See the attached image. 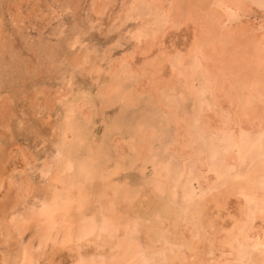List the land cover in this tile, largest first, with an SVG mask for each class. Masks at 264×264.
Listing matches in <instances>:
<instances>
[{"label": "rangeland", "instance_id": "374dc122", "mask_svg": "<svg viewBox=\"0 0 264 264\" xmlns=\"http://www.w3.org/2000/svg\"><path fill=\"white\" fill-rule=\"evenodd\" d=\"M131 1L132 0H0V170H2L0 171V264H84V261L86 264H100L102 263L100 261H103L104 264H133L134 262L129 260L127 254L125 257L121 254L122 246L120 243L123 238H125V233L128 232V229L124 230L121 227L119 228L116 239H114V246L116 247L111 245V247L108 248L111 250L112 253L110 252V254H112V256L110 254H106V257L103 255L101 258H98L96 254V256L94 255L95 257L90 256L93 254L95 247L93 248V243H89V253L77 256L74 260V256L77 254L75 253L76 247L72 249V246H76L77 239L73 237V241L69 243H65L63 239L67 221L75 222V219H77V216L81 213H76V210H79L78 199L85 198L86 201L88 200L86 206H84L85 210L83 209V213L86 211L88 215L86 213L83 215H86L84 216L86 218H96L99 224L104 218H108L115 224H120V222L122 224L123 222L124 226L125 223L127 224L129 221H144L143 224L148 225L156 217L155 209L151 206L144 208L141 213L143 215L141 218L135 217L133 210L141 206L142 201L149 195V193L147 195L145 194L151 191L152 188L148 179L155 174L157 166H169L172 170L174 168L175 172L171 171L172 175L170 178L165 177V185L162 191L163 193L165 192L166 195H164L166 198L175 193V197L177 198L175 199L177 202L176 204L183 205V200H186L185 198L189 191L190 193L192 191V198L195 202L207 192L204 187H202V177L204 174L194 167L193 162L197 156L195 154H197L198 151L204 153L210 165L214 167L218 166L220 161L222 162L229 150V144L225 136L219 135L214 137L213 134L206 135L201 130L202 126L204 127V115L207 114L206 112L209 109L207 107L212 108L210 100L211 95L204 85L202 76L198 72L196 73V71L190 73L191 61L189 59L187 60L188 62L186 60L183 61V66L185 67L183 71L185 72L180 78L181 88H178L179 91L177 89L178 92H171L172 94L166 92L164 95V98L166 97L165 101L167 100L166 102L173 106L174 111L177 108L179 109L175 111V114L167 115L166 119L165 117L164 119L162 118L163 113L161 109H154L149 105L150 95L147 92H143L141 95L140 93L136 94L133 91L134 89L132 90L134 85L138 86V83H136L137 80L135 78L133 79L132 76L129 78L130 80L131 78L133 79L132 83L129 79H126L122 83L120 82L121 84L119 86L123 87L124 91H121L122 88L119 86L118 90L120 91L116 90L117 88L115 89L114 87L110 88V86L109 88H105L110 79L109 71L121 61L129 59L128 61H132L134 67L138 68L142 67V63H144L147 56L149 57L150 55V57H152V53L157 59L155 60L159 61L165 59V56L168 55L173 57L176 54H173V51H177L178 54H180L177 55V59L179 57L182 59V57H184V52L187 51L188 46L194 39V25H191L190 21H185L186 18L178 20V22H180L179 24L178 22L172 23L167 21L164 14L166 9L171 7L172 0H162L161 6L164 7H162L161 10L154 7L149 0ZM177 1L183 8V13L186 14L188 6L187 1L176 0V2ZM209 1L212 8L214 0ZM129 2L131 4H129ZM251 2L253 6L251 5L252 8H250V13H248L250 15L246 14L242 17V15L239 14L241 12H235L230 9H225L224 7L221 9V12H228L227 14L224 13L225 15L231 14L229 15L231 18L229 23L234 22L235 25L244 23L251 27L257 25L256 30L258 31H256V33L259 34L264 32V4L262 5L259 0H252ZM164 4H166V6ZM151 7H153V9ZM165 7L167 8L165 9ZM125 9L128 10L129 13L131 12L132 15ZM213 9L215 8L213 7ZM160 19L162 21H160ZM163 21H165V23H163ZM157 36H161L162 44L154 46L155 48L150 54H140L139 50L142 45ZM139 44L142 45L140 46ZM84 56L88 59L82 64L81 60ZM76 62H78V64ZM174 62L176 63L177 61ZM91 64L92 66H90ZM97 67H100V71L98 70V72L96 70ZM125 68L127 69L128 66H125ZM198 75L201 77H198ZM194 77L195 79H193ZM196 78H198V83L200 84L195 83L197 81ZM100 83H102L101 86ZM193 83L195 84L193 85ZM70 90L72 92H69ZM97 91L98 93H95ZM117 92H119V95H114L117 94ZM126 92L132 97L134 96L133 98H135L134 100H136L135 103L137 105L135 104L132 106L124 100V94L126 95ZM66 93L67 95L69 94L67 98L63 96V94ZM89 96L94 97L91 99ZM76 97L77 99L82 98L81 101L77 100ZM84 97L85 99H83ZM61 100L63 102H61ZM66 100H68V104ZM64 103L66 105H64ZM74 103L79 105L83 111L81 110L78 115L74 113L73 115H75V117H70L68 121L69 128H64L63 130L64 119H66V116L70 113L68 109L71 105H75ZM138 105H140V109ZM62 106L64 107L62 108ZM64 108L67 110H64ZM159 111H161V114ZM212 112H216L215 114L219 115L222 113L219 108H215ZM62 113H65V115ZM155 114L156 120H152ZM157 114L159 116L158 118ZM83 117L85 120L82 119ZM143 117L144 120L148 121L147 124H153L154 130L158 131V133L154 135L155 137H151V141L153 142H149L152 145L150 149L147 142H140V138L134 132L135 128H138L139 125L143 123ZM78 118L81 120H77ZM112 118H115L114 120L117 121L115 122ZM167 119L169 121L172 119L173 122L178 119L179 121H186L188 123L187 131L194 136L189 145L192 146L189 149L186 147L188 151L192 150L193 155L190 154L187 156L188 162L185 161L186 163L184 164L178 155L172 151L175 142L173 137H175L176 131L173 123H167ZM161 122H163V124ZM89 123L92 126L88 125ZM75 125L78 127L75 128ZM110 128L113 129L110 130ZM71 129L74 130L75 133L83 131V135H81L84 138L81 136L80 142L84 145L73 138V133L70 132ZM171 130L173 132H171ZM65 132L68 135H66V137L63 136ZM158 134L160 135L158 136ZM250 134L246 137L248 140L250 139L249 141L251 143L256 146L263 145L264 147L263 135L258 134L256 131H252ZM195 138H197V140ZM66 140L68 141L66 142ZM82 140L84 142H82ZM148 140L150 141V139ZM62 142L72 146L71 153H60L61 146L63 145ZM74 142L76 145H74ZM100 144L102 146H100ZM223 144H225V146ZM192 147L194 149H192ZM96 153L99 157L103 156L100 159L102 161H99L101 170H99L101 172L99 174H101V178H98L100 175L95 176V178L94 176L87 175L88 179L86 176L82 177L79 162H81V160H91ZM57 155L59 157H57ZM60 155L64 156L62 157ZM150 156L152 158L154 157V159L151 160ZM104 158L107 160L105 163L103 162ZM151 161L153 163H151ZM251 161L252 160L249 159L243 161L242 159L238 160L237 163L229 169L231 172H228V174H235L237 171L238 174H235L236 177L237 175L238 178L244 176L251 168ZM66 163H71L72 167L74 166L71 174H75V179L72 181L74 185H78L76 188H79L75 196H73L72 202L68 204L69 206L66 203H56L58 211L55 210L53 215H46V218L42 207L46 202V188L52 183L51 179L55 178L54 176L57 174L55 167L58 164L64 165ZM3 169H5V171ZM47 169L49 171H46ZM109 172L112 173V176ZM113 172H115L114 174L118 175V177H115ZM178 172L181 174L184 172L185 175L187 173L188 176L186 175V178L185 176L179 177L178 179ZM64 174L63 172V175ZM228 174L226 173V175ZM96 179L98 181H96ZM172 180H179V182L172 184ZM220 181L222 180L220 179ZM120 183L122 185L124 184V188ZM101 184H104V186ZM174 185L176 187L185 185L186 189L181 188L180 191V189L176 188L173 190L172 186ZM191 187L194 188L192 189ZM101 188L104 191H101ZM18 198H20V201H18ZM139 199L141 200L139 201ZM110 200L112 203L109 202ZM117 200L119 201L117 202ZM233 201L234 199L230 202L231 207ZM136 202L139 203L137 204ZM114 203L118 205V207L116 205L117 208ZM131 205L134 209L130 208ZM250 205L253 206L254 203L251 202ZM147 208L150 209L147 210ZM108 212L109 214H106ZM58 215L60 217H58ZM125 218L130 219L126 220ZM5 221L9 224V232L6 230ZM52 221L53 225L49 224L48 226V223ZM73 227L75 226L73 225ZM136 234L134 239L142 244L143 241H140L141 238H139L141 235L140 231L138 230ZM48 236L49 239L47 240ZM175 244L176 243L172 242V239H170L167 244L163 245L165 248L164 253L169 254L170 250H175L173 246ZM90 247H92V251ZM103 248L106 249V246ZM99 250H102V248ZM112 250H114V252ZM183 251H181V253H183ZM229 256L231 255L227 254V257ZM249 256L250 251L247 248L240 253V257L248 258ZM116 258L120 262H117L118 260ZM158 259L159 257L155 259L157 262L154 261L153 264H159Z\"/></svg>", "mask_w": 264, "mask_h": 264}, {"label": "bare ground", "instance_id": "6f19581e", "mask_svg": "<svg viewBox=\"0 0 264 264\" xmlns=\"http://www.w3.org/2000/svg\"><path fill=\"white\" fill-rule=\"evenodd\" d=\"M133 1L134 0H132L131 2H133ZM149 1L154 5V7L158 8L159 10H161L162 7H164V6H161L162 0H149ZM186 1H187V5H188L186 14L183 13V8L181 7L180 4H178V1L176 2V0H172V3L170 1L171 7L170 8L168 7V9H166L167 7H165L166 11L164 14L167 21H169V22L176 23V22H178V20L186 18L185 21H190L191 25L192 24L194 25L193 26L194 30H195L194 39L192 40V43L188 46L187 51L184 52V57H182V59H181V57H179L180 59L179 58L177 59V55H180V54H178L177 51L176 52L173 51V54L176 53L173 57H170V55H168V56L164 55L166 57L165 59H161L159 61H156L157 59L155 58V55L153 56V53H152V57H150V55H149V57L147 56L146 59L144 60V63H142V67H138V68L134 67V63L132 61H128L129 59H125V60L121 61L118 65H115L114 67H112V69L109 71L110 75L109 74L108 75H109L110 79H109V82L107 83V86L105 88H109V86H110V88L114 87L115 89L117 88L116 90H118V88L121 87L119 85L122 82H124L126 79H129L132 76L133 79L135 78L137 80L136 83H138V86L134 85L132 87V90L134 89L133 91L136 94L137 93L141 94L143 92L144 93L147 92L150 95L149 102H148L149 105L152 106L154 109L155 108L161 109L162 113H163L162 118L164 119V117H165V119H166L167 115L175 114V111L178 108L174 111L173 106H171L170 103L166 102L167 100L165 101L166 97L164 98V95L166 92H170V94L175 93L177 91V89L180 87V81H181L180 78L182 75H184V72H185V71H183V69L185 68L183 66V61L184 60L187 61L189 59L191 61V67L189 70L190 73H192V71H194V72L196 71V73L198 72L202 76V78L204 79V85H205L207 91L211 95L210 100H211L212 108L207 107L210 110L208 109L206 112L207 114L204 115V117H205V120H203L204 127L201 125L202 126L201 130L206 135L207 134H213L214 137L219 136V135L225 136L227 141H228V144H229V150L226 153V156L223 158L222 162L220 161V164L218 166H214V167H213V165H210V163L208 162V158H206L204 153H201L200 151H198V153L196 152L197 154H195V155H197V156L193 162L194 167H196L200 172H202V174H204L202 177L203 178V182H202L203 186L202 187H204V189L207 192H206V194L202 195V197H200V199H198V201L195 202V200H193V198H192V191H191V193L189 191V193L187 194V196L185 198L186 200H183V205H177L176 204L177 202L175 199H177V198L175 197L176 196L175 193H173L172 196L169 195L170 197H168V195H167L168 198H166L165 192L163 193V191H162L163 186L165 185L164 184L165 177L170 178V176L172 175V172H175L174 168L172 170L169 166L165 167L163 164H162L163 166H161V165L157 166L155 174L152 175V177L150 179H148L152 188H151V191H149L145 194L147 195L149 193V195H147L146 198L143 197V198H145L144 200L141 197V199L143 201L141 203V206L136 207L137 209H134L132 207V205L130 206V208L134 209L133 211H134L135 217H139V218H141L143 216L141 213L143 212L144 208L151 206L155 209L156 217L148 225L143 224L144 221L143 222H140V221L139 222L138 221L130 222L129 221L127 224L125 223V226H124L123 222H122V224H121V222H120V224H115L112 220H109L108 218H104V217H103L104 218L103 221L99 224L97 222L98 220L96 221V218H86V217H84L86 215H83L86 213V211H85V213H83L84 212L83 209H84V206H86V203L88 200L86 201L85 198L78 199L79 210H76V213L77 212H81V213L79 216H77L78 218L75 219L76 221L75 222L73 221L74 224H73V222L66 220L67 221V227H65L64 239H63V241L65 243H69V242L73 241L72 240L73 237H75L77 239L76 240L77 241L76 246L74 245V247H73L71 245L72 249H74L76 247L75 248L76 252L75 251L74 252L77 255L74 256V260H75V258H77V256H81L84 253H87V254L89 253V250H88L89 243H93V248L95 247L93 254L90 253V254H92L90 256L95 257L97 255L98 258H101V257H103V255H105V257H106V254L107 255L110 254L111 250H109L108 248L111 247V245L114 246V244H115L114 239H116L117 234L119 232V228L121 227L124 230L128 229L127 230L128 232L125 233V238L122 237L123 240L120 243L122 246L121 254L123 257H125L127 254L129 256V260L134 262L133 264H153L155 259H157V257H159V259H158L159 264H264V147H263V145H257V146L254 145L253 143H251L249 141L250 139L248 140V138L246 137L252 131H254V132L256 131V132H258V134L264 136V32L259 33V34L256 33V31H258V30H256L257 25L255 27L254 26L251 27V26L244 24V23L241 25H235L234 22L229 23L231 21L230 20L231 18L229 17V15H231V14L225 15L224 13L227 14L228 12H224V13L221 12V9H223V7H224L225 9H230V10L235 11V12H241L239 14H241L242 17H244L243 15L250 13V10H251L250 8H252L251 7V5H252L251 1L252 0H214V2L212 4V8H211V4H210L209 0H186ZM211 1H213V0H211ZM259 1L262 5L264 4V0H259ZM129 4H131V3L129 2ZM148 5H147V7H148ZM164 5L166 6V4H164ZM101 7H102V5H101ZM130 7H131V5H130ZM213 7L215 9H213ZM151 8L153 9V7H151ZM129 9H131V8H129ZM126 11L128 12V10H126ZM156 14H157V12H156ZM131 15H132V13H131ZM152 15H154V14H152ZM248 15H250V14H248ZM157 16H155V17H157ZM236 16H237V13H236ZM155 17H153V18H155ZM162 18L165 19L164 17H162ZM160 21H162V20L160 19ZM148 23H149V21H148ZM163 23H165V21H163ZM179 23L180 22H178V24ZM187 23H189V22H187ZM228 23H229V25H228ZM241 23H242V21H241ZM166 27H167V25H166ZM158 28H159V26H158ZM141 29H142V27H141ZM262 30H263V28H262ZM160 44H162L161 36H157L154 39L152 38L151 41H147L143 45L141 44L142 49L140 48L139 53L142 55L150 54L152 52V50L155 48L154 46H159ZM78 58H79V56H78ZM87 59L88 58H85V56H84V58H82V60H81L82 64ZM174 61H177V62L175 63ZM76 63L78 64V62H76ZM140 63H141V61H140ZM70 65H72V64H70ZM72 66H74V65H72ZM82 66H84V65H82ZM90 66H92V64ZM125 66H128L129 69L128 68L126 69ZM99 68L100 67L96 68L97 72H98ZM96 75H97V73H96ZM185 76H186V74H185ZM201 76L198 75V77H201ZM132 78H131V80L129 79L131 83L133 82ZM193 79H195V77ZM191 80H192V78H191ZM196 80L197 81L196 82L194 81V82L198 83V78H196ZM195 83H193V85ZM101 84L102 83H100V86H101ZM198 84H200V83H198ZM105 85H106V83H105ZM125 87H126V85H125ZM121 88H122L121 91H124L123 87H121ZM125 89H127V88H125ZM118 91H120V90H118ZM178 91H179V89H178ZM69 92H72V91L70 90ZM95 93H98V91ZM118 93L119 92H117V94H114V95H119ZM179 93H181V92H179ZM122 94H123V92H122ZM68 95H67V93L63 94V96L66 98ZM75 95H76V93H75ZM63 96H62V98H63ZM82 96H85V95H82ZM94 96H96V95H94ZM124 96H125L124 100L128 104H130L132 106L136 104L135 103L136 100H134L135 98H133L134 96L132 97L127 92H126V95L124 94ZM89 97H91V96H89ZM93 97H91V99ZM113 98H112V100H113ZM76 99H77V97H76ZM81 99H77V100L81 101ZM83 99H85V97ZM77 100H75V101H77ZM67 101L68 100H66V102ZM61 102H63V101L61 100ZM77 102H79V101H77ZM67 104H68V102H67ZM189 104H191V103H189ZM64 105H66V104L64 103ZM116 105H117V103H116ZM112 106H113V101H112ZM139 106L140 105H138V108H139ZM63 107L64 106H62V108ZM68 107H67V109H68ZM88 107H90V106H88ZM88 107H87V109H88ZM105 108H106V106H105ZM215 108H217V109L219 108L221 110V112H222L221 115L215 114L216 112H212ZM67 109L64 108V110H67ZM103 109H104V107H103ZM68 110L70 113L66 116V119H64L65 121H64L63 127H62L63 130H64V128H69L68 121H69L70 117H72V118H73V116L75 117V115H73V114L77 113V115H78V113L82 109L80 108L79 105L75 104L73 106L71 105ZM85 110H86V108H85ZM159 112L161 114V111H159ZM211 112H212V114H211ZM62 114L65 115V113H62ZM130 114H131V112H130ZM78 117H80V116H78ZM153 117L154 118L152 120H156V114L153 115ZM158 117L159 116L157 114V118ZM79 119L80 118H78L77 120H79ZM82 119H84V117ZM90 119H91V117H90ZM84 120H82V121H84ZM170 120L171 121H169L167 119V123L168 122L173 123V125L175 126V131H176L175 137H173L175 139L174 140L175 142H174V148L172 151L178 155V157L181 159V161H183V164H184V163L188 162L187 156H189L190 154L193 155L192 150L191 151L189 150L190 151L189 152L188 149L192 146V145L191 146H189V145H190V142L192 141L191 139H193L194 136L191 133L189 134V132L187 131V124L188 123L186 121H179V119L178 120L174 119L177 121L173 122L172 119H170ZM189 121H190V119H189ZM147 122L148 121L144 120V117H143V123L141 125H139L138 128H135L134 132L140 138V142L141 141L147 142V145L150 149L152 145L149 142H153L151 140L153 137H155L154 135H156L158 133V131L154 130L153 124H151V123L147 124ZM90 123L88 125H91ZM121 123H122V120H121ZM161 123L163 124V122H161ZM117 126H119V125H117ZM76 127H78V126L75 125V128ZM81 127H84V126H81ZM197 128H198V126H197ZM72 129L70 130V132L73 133L72 134V136H74L73 138H75L76 141L80 142L81 141L80 137L83 135V133H82L83 131L78 133L77 132L78 130H77L76 131L77 133H75L74 130H72ZM112 129L113 128H110V130H112ZM119 130H122V129H119ZM171 132H173V131L171 130ZM114 133H117V132H114ZM194 133H195V131H194ZM200 133H201V131H200ZM131 134H132V132H131ZM66 135H67V133L65 132V134L63 136L66 137ZM159 135L160 134H158V136ZM122 136H125V135H122ZM148 139H150V141ZM195 139L197 140V138H195ZM251 139H252V137H251ZM199 140H201V139H199ZM67 141L68 140H66V142ZM113 141H115V140H113ZM82 142H84V141L82 140ZM62 143H63V145L61 146L60 153H62V154H67V152L71 153L72 146H69L68 144H66L64 142H62ZM74 143H72V144H74ZM77 144H79V143H77ZM81 144H83V143H81ZM74 145H76V143ZM223 145L225 146V144H223ZM100 146H102V145L100 144ZM186 147L188 149H186ZM192 149H194V148L192 147ZM123 151H124V149H123ZM163 151H164V149H163ZM168 151H170V150H168ZM146 153H148V152H146ZM121 154H122V152H121ZM60 156H62V155H60ZM125 156H127V155H125ZM160 156L162 157L161 153H160ZM57 157H59V156L57 155ZM101 157H103V156L99 157L98 154L96 153L94 158H92L91 160H87V161L81 160V162H79V167L82 171V173H81L82 175L81 174L80 175L82 177L86 176V178L88 176H92V177L94 176V178H95V176L100 175V177H98L100 179L101 174H99V173H101L100 172L101 170H100L99 161H102V160H100ZM132 157H133V155H132ZM134 157H135V155H134ZM172 157H173V155H172ZM105 158L103 161L104 163L107 161V160H105ZM69 159H70V156H69ZM76 159H77V157H76ZM150 159L152 160V159H154V157L153 158L151 157ZM150 159H149V161H150ZM240 159H242V161L245 159L252 160L251 161L252 162L251 168L249 169V171L244 176H241L240 178H238V175H237V177L235 175L236 173L238 174L237 171L236 172L234 171L235 174L234 173L228 174V172H231L229 169L232 168L235 165V163H237V161ZM153 161H155V160H153ZM151 163H153V162L151 161ZM121 164H122V162H121ZM121 164H119V165H121ZM48 166H50V165H48ZM73 167H72L71 163H66L64 165L58 164L55 167L57 174H55V176H54L55 178H52V179L50 178L52 183L46 188V197H45L46 202H45L44 206H42L45 216L46 215H53V212L55 210H57V206H56L57 204L56 203H66L68 205L69 203L72 202V200L74 198L73 196H75V194L77 193V189L79 188V187L76 188V186H78V185H74L73 181H72L75 179L74 178L75 174L74 173L71 174ZM187 168H189V167H187ZM3 170L5 171V169H3ZM119 170L121 172L120 167H119ZM0 171H2V170H0ZM46 171H49V170L47 169ZM195 171H196V169H195ZM63 172L65 173L64 175H63ZM179 172L177 173L178 179H179V177H183V176H185V178H186L187 173L185 175L184 172H182L183 174H181ZM109 173L112 176V173L111 172H109ZM114 173L115 172H113V174ZM226 173L228 175H226ZM3 174H4V172H3ZM114 175H115V177L116 176L118 177V175H116V174H114ZM104 178H106V177H104ZM220 179L222 181H220ZM89 180H90V178H89ZM29 181H31V180H29ZM96 181H98V180L96 179ZM178 182H179V180H172L171 181L172 184H176ZM94 183H95V181H94ZM111 183H112V180H111ZM114 183H115V181H114ZM15 184H17V183H15ZM101 185L104 186V184H101ZM122 186L124 188V184ZM82 188H81V190H82ZM176 188L180 189V191H181V188L186 189L185 185L184 186L182 185V187L181 186L176 187L175 185L172 186L173 190ZM111 190H112V188H111ZM101 191H104V190L101 188ZM143 191H144V189H143ZM95 193H96V191H95ZM19 194H20V192H19ZM28 194H30V193H28ZM169 194H170V192H169ZM180 194H183V193H180ZM201 194H203V193H201ZM95 197H97V196H95ZM136 197H137V195H136ZM19 199L20 198H18V201H20ZM117 199H119V198H117ZM141 199H139V201ZM232 199H234V201L232 202L233 205L231 207L230 202L232 201ZM111 200L109 202L112 203L113 200L112 201ZM89 201H90V199H89ZM118 201L119 200H117V202ZM251 202L254 203L253 206L250 205ZM104 203H105V201H104ZM114 205L116 207L117 204L114 203ZM105 206H106V203H105ZM110 206H109V208H110ZM117 207H118V205H117ZM64 209L66 210L65 207H64ZM69 209H70V207H69ZM148 209H150V208H147V210ZM111 210H112V208H111ZM151 212H152V210H151ZM111 213H112V211H111ZM106 214H109V212ZM146 214H147V212H146ZM58 217H60V216L58 215ZM116 217H117V215H116ZM34 218H35V216H34ZM46 218H47V216H46ZM48 219H50V218H48ZM111 219H113V218H111ZM128 219H130V218H128ZM128 219H126V220H128ZM5 223H6V221H5ZM52 223H53V221L51 223H48V226H49V224H52ZM73 225L75 227H73ZM5 226H6V230L9 232L8 222L5 224ZM138 230L141 233V235H140L141 237L139 236V238H141L140 241H143L142 244H141V242H138V240L134 239V236L136 237V235H137L136 232H138ZM75 232H77V233H75ZM48 239H49V236L47 237V240ZM170 239H172V242L176 243L175 245H173L175 250H170L169 254L164 253L165 248L163 245L167 244ZM118 241H119V239H118ZM73 244H74V242H73ZM105 246H106V249L103 248ZM114 247H116V246H114ZM90 248L92 251L93 250L92 247H90ZM100 248H102V250H99ZM174 248H172V249H174ZM246 248L249 249V251H250V256L248 258L246 257L247 260L245 257H240V253L242 252V250H244V249L246 250ZM63 249H64V247H63ZM112 251L114 252V250H112ZM181 251H183V253H181ZM246 252H248V251H246ZM227 254H230L231 256L227 257ZM110 255L112 256V254H110ZM160 256H161V258H160ZM33 258H35V257H33ZM26 260H28V259H26ZM136 260H137V262H136ZM100 262H102L100 264H104L103 261H100ZM117 262H120V261L118 260ZM155 262H157V261H155ZM84 264H86L85 261H84ZM92 264H94V263H92Z\"/></svg>", "mask_w": 264, "mask_h": 264}]
</instances>
